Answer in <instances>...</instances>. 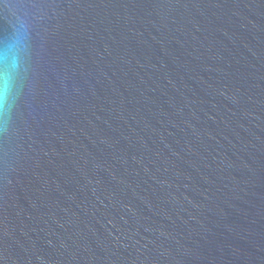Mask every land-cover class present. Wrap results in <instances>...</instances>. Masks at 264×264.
<instances>
[{
	"label": "water",
	"instance_id": "95a60500",
	"mask_svg": "<svg viewBox=\"0 0 264 264\" xmlns=\"http://www.w3.org/2000/svg\"><path fill=\"white\" fill-rule=\"evenodd\" d=\"M0 264H264V0H0Z\"/></svg>",
	"mask_w": 264,
	"mask_h": 264
},
{
	"label": "clouds",
	"instance_id": "9594fccd",
	"mask_svg": "<svg viewBox=\"0 0 264 264\" xmlns=\"http://www.w3.org/2000/svg\"><path fill=\"white\" fill-rule=\"evenodd\" d=\"M9 90V78L7 74L0 75V102L7 96Z\"/></svg>",
	"mask_w": 264,
	"mask_h": 264
}]
</instances>
